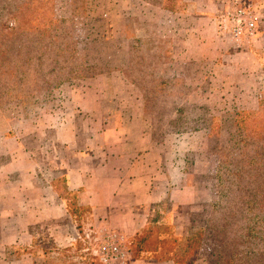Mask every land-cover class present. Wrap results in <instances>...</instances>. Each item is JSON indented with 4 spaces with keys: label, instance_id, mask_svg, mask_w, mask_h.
<instances>
[{
    "label": "rangeland",
    "instance_id": "obj_1",
    "mask_svg": "<svg viewBox=\"0 0 264 264\" xmlns=\"http://www.w3.org/2000/svg\"><path fill=\"white\" fill-rule=\"evenodd\" d=\"M228 1L216 14L229 8ZM239 1L260 16L257 35L246 46L263 52L264 65V0ZM187 10L185 0H0V126L9 125L21 135H40L61 121L72 129L76 120L80 129H147L150 139L173 152L175 162L188 153L186 171L205 208V216H196L194 242H200L199 228L219 192L228 197V214L237 219L221 233L232 241L244 225V202L256 189L264 200V67L256 83L236 94V102H220L218 94L208 97V84L196 78V65L183 71L171 64L176 53L182 56L177 47L175 51L174 37L185 23L176 17ZM169 79L179 84L168 86ZM74 95L76 113L66 111L74 107ZM95 109L96 119L90 117ZM102 110L106 117H100ZM64 179L58 185L65 193ZM85 215L83 211L79 218ZM171 227L151 231L148 238H160L172 249L177 240ZM80 232L72 248L57 251L35 228L33 252L47 257L37 258V264H100L97 239L105 232ZM137 241L127 243L134 258ZM217 241L212 236L203 244L208 262L217 260ZM25 252L0 247V258Z\"/></svg>",
    "mask_w": 264,
    "mask_h": 264
},
{
    "label": "crops",
    "instance_id": "obj_2",
    "mask_svg": "<svg viewBox=\"0 0 264 264\" xmlns=\"http://www.w3.org/2000/svg\"><path fill=\"white\" fill-rule=\"evenodd\" d=\"M185 1L188 12L176 17L185 24L174 37L182 56L176 53L172 67L190 71L196 65V78L207 82L208 97L218 94L220 102L234 103L236 94L261 76L263 52L235 47L220 32L222 13L216 12L226 0ZM227 4L242 5L239 0ZM260 44L264 47V41ZM76 102L74 95V107L66 111L78 112ZM95 110L90 114L94 119L99 116ZM106 115L102 110L100 117ZM49 128L40 135H21L0 126L5 129L0 131V247L26 251L0 258V264H37V258H47L45 252L41 257L33 252L37 227L54 249L63 251L75 245L82 229L121 232L128 243L151 226L171 225L184 240L195 229L196 216H205L198 186L186 171L187 151L175 162L173 152L150 139L147 129H80L77 120L72 129L63 121ZM60 177L66 179V194L76 195L73 207L87 210L84 218L71 213ZM176 253L143 251L130 264H180ZM202 254L201 249L192 264H209Z\"/></svg>",
    "mask_w": 264,
    "mask_h": 264
},
{
    "label": "trees",
    "instance_id": "obj_3",
    "mask_svg": "<svg viewBox=\"0 0 264 264\" xmlns=\"http://www.w3.org/2000/svg\"><path fill=\"white\" fill-rule=\"evenodd\" d=\"M170 1L171 0H168V2ZM170 74L171 73H169V75ZM172 77H175V75H172ZM160 84L164 86L165 83L161 82ZM177 84H179L178 79L173 83L169 79L168 86H177ZM261 106H264L263 101ZM261 106L260 110H263ZM257 114H255V116H258ZM248 115L251 116L252 114ZM237 116L239 117L241 115L236 114V117ZM258 193L259 192L256 189L254 194L250 195V199L245 202L243 201L246 212L244 215H242V221H244V225L240 230V233L234 232L232 235V241L224 239V236L222 237L221 233H224L228 229V226L235 225L234 221H237V219L235 217V213L233 215L228 214L230 213L228 197L224 195L223 192H219L216 203L212 206L211 212L205 219V224L199 228L201 232L200 242L198 244H196V242L193 240L197 234L192 235L191 230L190 235L185 239V241H182L175 236L177 244L174 246V248L169 249L164 247L162 239H158L157 237L154 239L148 238L149 232L162 228L166 229V226L161 227L155 225V227L151 226L147 230L143 231V233L137 238V240L140 241H137L138 246L136 249V257H140L143 251L162 250V253L164 254H173L177 252L174 255H178V261L180 264H192L200 254V250L204 246L203 244L205 240L213 236L218 240L217 246L214 249L215 254H217V260L215 262L210 261L209 264H264V234L262 235V231L264 229V217H262V215H264V200L262 201L258 199ZM75 199V194H72L71 199L68 198L69 201L71 200L70 203L72 204H70V211L74 216L79 218L80 213L83 211L86 212L87 210L78 206L73 207L75 205ZM219 221V226H217L216 223ZM241 239L242 241L240 242Z\"/></svg>",
    "mask_w": 264,
    "mask_h": 264
},
{
    "label": "built area",
    "instance_id": "obj_4",
    "mask_svg": "<svg viewBox=\"0 0 264 264\" xmlns=\"http://www.w3.org/2000/svg\"><path fill=\"white\" fill-rule=\"evenodd\" d=\"M259 18L250 7L234 5L222 13L219 29L235 47H245L257 35ZM97 240L100 242L96 250L100 264H130L133 260V254L121 232L107 231Z\"/></svg>",
    "mask_w": 264,
    "mask_h": 264
}]
</instances>
